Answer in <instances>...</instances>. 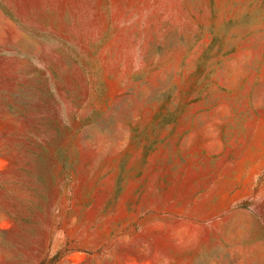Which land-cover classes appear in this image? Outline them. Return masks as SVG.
<instances>
[{
  "label": "rangeland",
  "instance_id": "obj_1",
  "mask_svg": "<svg viewBox=\"0 0 264 264\" xmlns=\"http://www.w3.org/2000/svg\"><path fill=\"white\" fill-rule=\"evenodd\" d=\"M116 3L103 0L102 40L62 56L40 30L47 6L0 0V264H101L98 232L140 230L146 193L241 169L264 117V34L225 15L264 0H169L168 33L140 50L112 25L150 18L140 0L124 16ZM252 173L238 214L186 227L184 264H264V170Z\"/></svg>",
  "mask_w": 264,
  "mask_h": 264
},
{
  "label": "crops",
  "instance_id": "obj_2",
  "mask_svg": "<svg viewBox=\"0 0 264 264\" xmlns=\"http://www.w3.org/2000/svg\"><path fill=\"white\" fill-rule=\"evenodd\" d=\"M115 1L120 15L124 16L125 11L131 8L129 0ZM140 1L136 10H140L141 17L147 16L150 20L130 24L125 20L114 23L111 30V34L116 36L138 35L135 50L142 49V41L162 42L163 35L169 30L168 13H165L169 9V0ZM196 2L200 4V0ZM39 5L42 16L46 6L49 8L48 27L42 28L40 16V30L48 33L47 42L58 43L51 49L62 51V56H70L73 50H91L90 44L102 40L109 27L102 9L103 0H39ZM225 16L232 20L246 19L241 24L255 27L258 38L264 34L260 32L264 27V9L248 8L235 12L231 9V13ZM30 24L24 21V25ZM150 48L156 50L157 47ZM103 49L110 50V47ZM255 118L250 121L251 129L245 136L239 171L222 169L193 178L178 176L167 191L146 193L138 210L150 208L155 212L140 220V223L144 222L140 230L129 227L119 234L113 231L112 235L110 232H98L97 255L101 264H184L186 233L205 229L223 217L238 214L236 208L252 194V184L257 176L252 171L264 170V138L257 137L260 132L264 134V117L261 120L257 116ZM137 218L136 215L130 219L136 221Z\"/></svg>",
  "mask_w": 264,
  "mask_h": 264
}]
</instances>
